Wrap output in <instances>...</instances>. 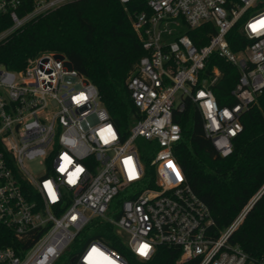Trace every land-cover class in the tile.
Returning a JSON list of instances; mask_svg holds the SVG:
<instances>
[{
  "label": "built area",
  "instance_id": "2783aa9c",
  "mask_svg": "<svg viewBox=\"0 0 264 264\" xmlns=\"http://www.w3.org/2000/svg\"><path fill=\"white\" fill-rule=\"evenodd\" d=\"M75 1L0 0L11 23L0 42ZM119 1L127 11L141 2L129 17L146 53L127 82L137 115L126 138L97 86L65 56L42 52L21 71L0 65V264H55L79 245L69 264H133L100 239L77 242L95 220L112 225L140 261L167 246L181 264H264L230 242L263 191L217 235L174 153L182 139L175 111L191 103L218 155L233 154L242 115L264 93V0ZM243 19L251 44L234 52L227 37ZM206 24L214 33L197 46L188 31ZM214 54L240 72L224 106L212 90L219 69L206 73Z\"/></svg>",
  "mask_w": 264,
  "mask_h": 264
},
{
  "label": "trees",
  "instance_id": "16d2710c",
  "mask_svg": "<svg viewBox=\"0 0 264 264\" xmlns=\"http://www.w3.org/2000/svg\"><path fill=\"white\" fill-rule=\"evenodd\" d=\"M141 2L128 5L119 0H78L42 15L0 42V65L12 71L26 68L28 61L42 52L65 56L72 67L89 78L98 88L103 106L123 138L135 122L137 109L127 87L128 78L146 54L133 29L129 12ZM244 19L229 32L232 51L239 52L251 44L242 33ZM11 25L0 16V31ZM214 27L206 24L188 31L195 45L208 43ZM218 68L221 75L212 90L221 106L231 101L240 72L231 63L214 54L207 62L206 73ZM234 103V102H233ZM174 119L182 130V139L175 148L176 158L187 183L209 207L214 220V233L228 228L251 199L264 186V93L259 106L241 117L243 131L234 140L233 154L221 158L206 137L201 113L191 103L184 111H175ZM149 165L148 153L142 155ZM151 172V171H150ZM93 230L89 237V230ZM5 241L7 235L2 233ZM100 239L121 253L133 264H181L178 249L159 246L150 261H140L124 244V237L107 223L95 220L77 242ZM230 242L240 246L254 258L264 256V193L252 205ZM193 264V263H183Z\"/></svg>",
  "mask_w": 264,
  "mask_h": 264
},
{
  "label": "rangeland",
  "instance_id": "374dc122",
  "mask_svg": "<svg viewBox=\"0 0 264 264\" xmlns=\"http://www.w3.org/2000/svg\"><path fill=\"white\" fill-rule=\"evenodd\" d=\"M258 11H261V9H258ZM132 76V74L130 75V77ZM129 77V78H130ZM128 78V79H129ZM178 100H179V97L177 98V103H178ZM36 166H37V163L35 162V163H33V164H30L29 165V167H30V169L33 171V172H36V171H38L37 170V168H36ZM262 191H264V186L262 187V189L257 193V194H259L260 192H262ZM262 193H264V192H262ZM261 193V194H262ZM256 194V195H257ZM256 195L251 199V201L249 202V204L248 205H250V203L253 201V199L256 197ZM247 205V206H248ZM246 206V207H247ZM245 207V208H246ZM244 208V209H245ZM243 209V210H244ZM242 210V211H243ZM241 211V212H242ZM240 212V213H241ZM238 217V216H237ZM89 234V237H92V234L94 233L93 232V230L92 229H90L89 230V232H88ZM89 242V239H87V237H85V239H84V242H80L81 244H86V243H88ZM81 249H82V247H81V245H79L78 247H72L71 248V250L70 251H68V252H66V254L59 260V261H57L55 264H69V261H70V259H71V256H73V255H75V254H77V253H79L80 251H81Z\"/></svg>",
  "mask_w": 264,
  "mask_h": 264
},
{
  "label": "water",
  "instance_id": "95a60500",
  "mask_svg": "<svg viewBox=\"0 0 264 264\" xmlns=\"http://www.w3.org/2000/svg\"><path fill=\"white\" fill-rule=\"evenodd\" d=\"M263 192H264V191H263ZM262 194H263V193H262ZM262 194H261V195H262ZM261 195H259V197H258V198H260V197H261ZM256 200H257V199H256ZM256 200H255V201H256ZM255 201H254V202H255Z\"/></svg>",
  "mask_w": 264,
  "mask_h": 264
},
{
  "label": "snow or ice",
  "instance_id": "6c2138e0",
  "mask_svg": "<svg viewBox=\"0 0 264 264\" xmlns=\"http://www.w3.org/2000/svg\"><path fill=\"white\" fill-rule=\"evenodd\" d=\"M261 23H264V22H261ZM146 247V246H145ZM95 251V250H94Z\"/></svg>",
  "mask_w": 264,
  "mask_h": 264
}]
</instances>
